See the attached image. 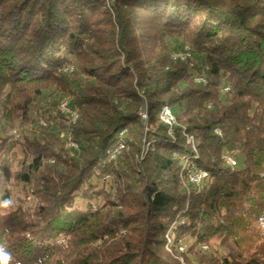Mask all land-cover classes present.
<instances>
[{"label": "trees", "instance_id": "obj_1", "mask_svg": "<svg viewBox=\"0 0 264 264\" xmlns=\"http://www.w3.org/2000/svg\"><path fill=\"white\" fill-rule=\"evenodd\" d=\"M50 88L76 124L37 108ZM169 241L188 264H264V0H0L7 264H176Z\"/></svg>", "mask_w": 264, "mask_h": 264}, {"label": "rangeland", "instance_id": "obj_2", "mask_svg": "<svg viewBox=\"0 0 264 264\" xmlns=\"http://www.w3.org/2000/svg\"><path fill=\"white\" fill-rule=\"evenodd\" d=\"M171 45H173V48L176 50L179 47L180 42L179 43H176L175 40H171ZM186 47H189V46H184L181 51L174 52L172 55L173 56H188V49H186ZM190 57H191V52H190V56L187 57L185 60L184 59H181V58H176V57H173V58L174 59H179L180 61H186V60L190 59ZM68 68H70V69H68ZM62 72L63 73H67L69 75L72 74V73H74L73 75H77V74H75L77 72H76V70H75V68L73 66H69L67 68H63L62 69ZM84 79L85 78H84L83 75H78V77L76 79V82H75V85L73 86V90L74 91L81 90L82 83H83V80ZM198 82H204V83H206V81L204 79H202V78L198 79ZM54 91H55L54 88H50L49 90L44 91L43 96H42V99L40 100V103L38 102V105H36V104L35 105L37 106L38 109L39 108L41 109L40 111H44V110H42V108L48 107L46 104L43 103L44 100L48 101V104H50V105H54L53 103H56V106H53V107L50 106V109L52 110V112H53V109H55L60 114L65 115V116L68 117V119H69V121H68L69 122V125L70 124H72V125L76 124L77 121L79 120V117L80 116H79L78 111L76 110V108L75 109L72 108L75 95L73 94V92H70V93H66V94L65 93H58V94H56L57 96H53L54 93H55ZM35 114H34L35 116L39 115L38 113H35ZM54 114H55V112H54ZM143 119L146 120V118H144V117H143ZM39 125H41L43 127H46L48 125V123L46 122V120L44 118H41V120H39ZM17 127H18V124H16L14 127H11V129H10L11 130L10 133L12 135H14V136H19L20 135V131L18 130ZM28 127L31 128L32 125H30ZM61 129L62 128H60V130H57V127H54L53 128V131H55V133H57L58 135H60L61 138H63V139L66 140V146H67V148H70V149H78L77 144L71 140V136L68 135L67 133H65L64 130H61ZM217 133L220 134V131L217 130ZM125 135H126L125 133H122V136L121 137H125ZM126 148H127L126 143L120 141L119 144H118V146H116V153L113 154L112 159H116L117 157H119L120 154L123 151L126 150ZM48 162H49L50 165H53L54 164V161H52V160H49ZM233 162H235V161L234 160H228V163L231 166L235 167L236 165L234 166L233 165ZM194 173L198 174V172H194ZM187 174L188 173H186L183 176L184 179H182L183 180V184H184V188H186V189L189 188V185L190 186L199 187L204 182V181H202L200 184H198L197 182H195V181L192 180L191 177H193V175L190 176V175H187ZM157 217H159V216H157ZM167 243H170V241L167 242ZM171 246H172L171 243H170V245L168 244V246L166 247V249H167V252H168L169 256L173 259V262H175L176 264H188V262L186 261V259H184L181 255H177L176 253H173L174 250L172 249ZM181 251H183V249H181Z\"/></svg>", "mask_w": 264, "mask_h": 264}, {"label": "bare ground", "instance_id": "obj_3", "mask_svg": "<svg viewBox=\"0 0 264 264\" xmlns=\"http://www.w3.org/2000/svg\"><path fill=\"white\" fill-rule=\"evenodd\" d=\"M170 111V109H167L166 110V112L164 113V115H163V119H165L166 118V115H168V112ZM144 118H147V116L146 115H144L143 116ZM169 127H174L175 125H176V123H177V121H176V118H175V115H174V113H173V111H172V115H169V116H167V120H163ZM233 165L235 166L236 165V163L235 162H233ZM201 173H204V172H201ZM206 174V177H200V183L203 181V180H205L206 178H207V173H205ZM192 175H193V177H197V174L196 173H192ZM191 175V176H192ZM193 181H195V182H197L198 184H200L199 183V179H192ZM196 184V183H195Z\"/></svg>", "mask_w": 264, "mask_h": 264}, {"label": "built area", "instance_id": "obj_4", "mask_svg": "<svg viewBox=\"0 0 264 264\" xmlns=\"http://www.w3.org/2000/svg\"><path fill=\"white\" fill-rule=\"evenodd\" d=\"M186 49H188V56H173V57L181 58V59H184L185 60L187 57L190 56V52H191L189 47H186ZM68 69H70V68H68ZM169 115H172V110H170L168 112V115H166V118L163 119V120H167V116H169ZM226 160L228 161V160H233V159H230V158H227L226 157ZM200 177H206V174L205 173L198 172L197 177H191V178L192 179H199V183H200Z\"/></svg>", "mask_w": 264, "mask_h": 264}, {"label": "clouds", "instance_id": "obj_5", "mask_svg": "<svg viewBox=\"0 0 264 264\" xmlns=\"http://www.w3.org/2000/svg\"><path fill=\"white\" fill-rule=\"evenodd\" d=\"M9 259H10V256L8 254L0 252V262H2V264H7Z\"/></svg>", "mask_w": 264, "mask_h": 264}]
</instances>
